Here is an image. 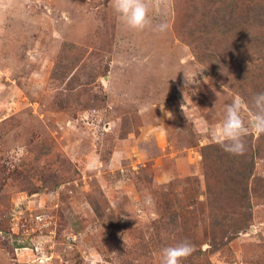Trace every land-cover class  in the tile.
I'll use <instances>...</instances> for the list:
<instances>
[{"label": "rangeland", "instance_id": "1", "mask_svg": "<svg viewBox=\"0 0 264 264\" xmlns=\"http://www.w3.org/2000/svg\"><path fill=\"white\" fill-rule=\"evenodd\" d=\"M230 2L151 0L159 33L112 0H0V264H160L182 240V264H264V197L240 229L202 162L225 106L264 92V25Z\"/></svg>", "mask_w": 264, "mask_h": 264}, {"label": "clouds", "instance_id": "2", "mask_svg": "<svg viewBox=\"0 0 264 264\" xmlns=\"http://www.w3.org/2000/svg\"><path fill=\"white\" fill-rule=\"evenodd\" d=\"M112 7L117 19L130 30L140 32L152 28L164 33L168 28L166 23L153 26L149 16L151 0H112ZM242 113L247 114V123ZM252 134L257 138L264 136V92L252 97L251 107L236 95L225 106L223 119L212 130L211 139L224 152L241 156L246 151L245 137ZM193 251L194 246L182 240L162 249L160 264H182Z\"/></svg>", "mask_w": 264, "mask_h": 264}, {"label": "trees", "instance_id": "3", "mask_svg": "<svg viewBox=\"0 0 264 264\" xmlns=\"http://www.w3.org/2000/svg\"><path fill=\"white\" fill-rule=\"evenodd\" d=\"M215 2H221V3H231V0H214ZM250 5V6H249ZM249 9L243 10L241 14V17L235 18L233 22V26L239 27L244 25L247 28V25L249 23V29L246 30V32L251 30V25H257V26H263L264 25V0L256 1L255 3L253 0H250L249 3ZM193 10L196 9V6L192 5ZM186 12V10H185ZM192 13V12H191ZM202 14V13H201ZM237 24V25H236ZM251 24V25H250ZM228 33V31H226ZM247 34V33H246ZM228 40L226 44H228L230 47L236 45L234 44V39H231L228 37ZM258 63L264 60L262 56L257 58ZM256 66V65H255ZM263 75V74H262ZM261 75V76H262ZM52 76V75H51ZM244 79L251 78L254 81H257L260 84H263V79H259L260 77L254 72H251L249 74H244L242 76ZM241 77V79H242ZM264 77V75L262 76ZM54 78V76H52ZM262 89L264 88L261 87ZM252 101V100H251ZM251 107V105H250ZM250 142L246 143V151L241 156H233L230 155L222 150V148L218 145L211 144L206 145L202 147V162L206 169L207 177H211L213 175V166L216 165L214 162L217 161L218 167H222L224 169L225 176L216 180L217 182H220L222 185V188H217V183L215 184H209L208 190L209 192L212 190H218V191H224L228 190L231 194L233 199L238 204L237 206H242V217L237 218L234 223H238L240 229H244L248 226V224L251 222V209H252V202L251 197H264V174H258L256 175L254 173L255 165H256V158L260 157L261 151L260 149H264V144H258L252 142V137H249ZM261 139V137H260ZM258 140V138H256ZM256 150V153H253V151ZM251 151V152H250ZM260 151V153L258 152ZM223 186L225 189H223ZM212 189V190H211ZM210 194H212L210 192ZM212 199V201H216V197H208V199ZM214 207L219 208L216 206V203L213 204ZM221 209V208H219ZM232 223L230 226L235 227V224ZM221 240V237H220ZM219 240V241H220ZM217 238L214 236L212 239L211 245L213 248L217 245ZM214 244V245H213Z\"/></svg>", "mask_w": 264, "mask_h": 264}]
</instances>
